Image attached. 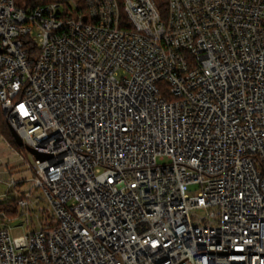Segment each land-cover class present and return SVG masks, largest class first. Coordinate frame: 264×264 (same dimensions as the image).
<instances>
[{
    "label": "built area",
    "instance_id": "obj_1",
    "mask_svg": "<svg viewBox=\"0 0 264 264\" xmlns=\"http://www.w3.org/2000/svg\"><path fill=\"white\" fill-rule=\"evenodd\" d=\"M0 110V264H264V0H0Z\"/></svg>",
    "mask_w": 264,
    "mask_h": 264
},
{
    "label": "rangeland",
    "instance_id": "obj_2",
    "mask_svg": "<svg viewBox=\"0 0 264 264\" xmlns=\"http://www.w3.org/2000/svg\"><path fill=\"white\" fill-rule=\"evenodd\" d=\"M8 133H11L9 124L3 112L0 110V179H2L0 181V202L15 200L17 197L16 192L11 191L7 186L6 179H8V177L14 176L17 178L20 181V189L25 190V192L30 190L31 181L28 180V178H30L32 173L28 163H33L36 158V156L27 149L26 145H14L8 137ZM31 193V199L40 206L49 209L48 214L50 215L52 211L51 205L44 193L40 189H35ZM10 224L13 226V237L22 236L27 232V227L22 219H15L11 221ZM33 226L39 227L36 217H34L32 227Z\"/></svg>",
    "mask_w": 264,
    "mask_h": 264
},
{
    "label": "trees",
    "instance_id": "obj_3",
    "mask_svg": "<svg viewBox=\"0 0 264 264\" xmlns=\"http://www.w3.org/2000/svg\"><path fill=\"white\" fill-rule=\"evenodd\" d=\"M167 1L168 0H155L158 8L160 9V11L162 12V15H166V12H167ZM8 137L10 138V140L12 141V143L16 146L17 143L13 140V136L11 133H8ZM9 203H15V200H10V201H2L0 202V210H2L3 208H5V206Z\"/></svg>",
    "mask_w": 264,
    "mask_h": 264
},
{
    "label": "water",
    "instance_id": "obj_4",
    "mask_svg": "<svg viewBox=\"0 0 264 264\" xmlns=\"http://www.w3.org/2000/svg\"><path fill=\"white\" fill-rule=\"evenodd\" d=\"M10 130H11V134L15 140V142L19 145V146H22V145H25L24 142L22 141V139L19 137V135L17 134V132L12 128L10 127ZM27 149L32 152L36 157H40V158H43L45 156V154L39 152L38 150L30 147V146H27Z\"/></svg>",
    "mask_w": 264,
    "mask_h": 264
}]
</instances>
